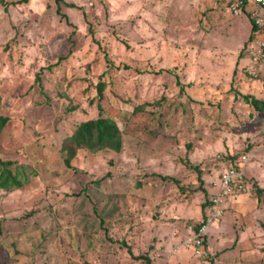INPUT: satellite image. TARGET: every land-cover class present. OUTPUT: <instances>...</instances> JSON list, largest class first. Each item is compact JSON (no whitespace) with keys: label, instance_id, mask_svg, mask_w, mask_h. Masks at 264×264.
Listing matches in <instances>:
<instances>
[{"label":"rangeland","instance_id":"1","mask_svg":"<svg viewBox=\"0 0 264 264\" xmlns=\"http://www.w3.org/2000/svg\"><path fill=\"white\" fill-rule=\"evenodd\" d=\"M17 1L0 0V157L26 180L0 188V264H264V227L241 235L225 203L238 194L203 254L183 244L221 166L264 189V112L242 99H264L249 18L229 0ZM98 117L121 149L80 148L68 166L64 140Z\"/></svg>","mask_w":264,"mask_h":264},{"label":"trees","instance_id":"2","mask_svg":"<svg viewBox=\"0 0 264 264\" xmlns=\"http://www.w3.org/2000/svg\"><path fill=\"white\" fill-rule=\"evenodd\" d=\"M28 0H19L17 2H27ZM62 0H56L57 3ZM230 0L228 1V3ZM255 27L251 26V34L249 41L253 38ZM39 76L37 75V80ZM104 84L99 83L97 85V93L101 97ZM242 99L249 104L255 111L264 112V99H259L251 95H242ZM8 122V117L0 114V133ZM122 146L121 132L114 121L110 117H98L96 119H89L78 124L74 132L67 137L63 144L62 150L64 151V162L69 166L70 160L75 156L76 151L80 148H86L92 151H99L102 149H110L119 151ZM225 163H229L233 160L232 156H226L222 158ZM226 160V161H225ZM15 164L12 160L3 159L0 157V188L5 190H13L21 187L26 176L22 174L17 166L13 168ZM163 180L172 179L170 176H160ZM257 185V184H255ZM256 193L264 192V189L255 187ZM206 206L209 207L211 200H206ZM208 215V214H207ZM207 215H205L207 217ZM199 224L195 225L198 227ZM205 237L203 244L205 246ZM128 252H131L127 247ZM138 258L144 259V264H151V260L147 255H140Z\"/></svg>","mask_w":264,"mask_h":264},{"label":"built area","instance_id":"3","mask_svg":"<svg viewBox=\"0 0 264 264\" xmlns=\"http://www.w3.org/2000/svg\"><path fill=\"white\" fill-rule=\"evenodd\" d=\"M229 10L234 16L246 15L251 26L255 27L254 36L251 39L252 43L248 48V58L252 62L264 60V0H230L228 3ZM262 33V38L255 36ZM245 158V156H242ZM218 189L210 198L209 214L206 220L189 227L190 234L184 240V246L193 250L196 254H203V239L204 233L207 231V226L212 220L223 213V201L227 196L236 195L245 190V177L243 170L235 164L229 163L223 165L218 171ZM215 185V183H213Z\"/></svg>","mask_w":264,"mask_h":264},{"label":"crops","instance_id":"4","mask_svg":"<svg viewBox=\"0 0 264 264\" xmlns=\"http://www.w3.org/2000/svg\"><path fill=\"white\" fill-rule=\"evenodd\" d=\"M253 178L257 180L255 182H258L259 185V181L264 180V177L260 175L254 176ZM225 203L226 205L231 204V208L239 214V218H233L245 226V228L240 231L241 235L247 237V234L251 231H262L264 227V192L256 193L253 189H250V191H244L236 196L228 197ZM253 226L257 228H253ZM246 227L249 228V230H247ZM246 237L244 239H246ZM233 244H235V242Z\"/></svg>","mask_w":264,"mask_h":264}]
</instances>
